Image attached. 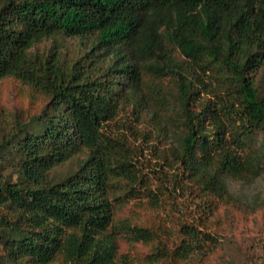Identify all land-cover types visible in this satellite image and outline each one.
Wrapping results in <instances>:
<instances>
[{"label": "trees", "instance_id": "obj_1", "mask_svg": "<svg viewBox=\"0 0 264 264\" xmlns=\"http://www.w3.org/2000/svg\"><path fill=\"white\" fill-rule=\"evenodd\" d=\"M71 38L79 44L67 43ZM45 40H52L47 53L31 52ZM171 45L182 63L171 59ZM262 67L264 0H0V80L43 92L54 108L36 119L42 131L5 143L20 175L10 182L0 174V246L9 261L48 264L61 256L66 264H117L116 232L135 242L154 239L149 228L114 220L117 190L162 201L141 170L138 145L110 126L127 104L138 111L155 99L169 112L162 91H144L143 72L179 81L175 110L185 133L171 151L173 191L193 194L195 185L223 196L226 177H255L264 143L245 149L264 130V89L253 78ZM83 151L74 175L49 179ZM180 233V243L157 248L149 264L188 260L213 240L194 224Z\"/></svg>", "mask_w": 264, "mask_h": 264}, {"label": "rangeland", "instance_id": "obj_2", "mask_svg": "<svg viewBox=\"0 0 264 264\" xmlns=\"http://www.w3.org/2000/svg\"><path fill=\"white\" fill-rule=\"evenodd\" d=\"M67 43L77 46L79 40L71 38ZM51 45L52 40H45L31 52L47 53ZM169 54L174 62L184 61L175 46H169ZM253 78L263 91L264 67L256 71ZM143 82L145 92L162 91L160 98L165 99L169 112L165 114L163 108L155 104V99L138 111L132 104H127L110 126L115 134L124 135L138 145L141 170L146 174L150 187L154 191L160 188L163 195L160 204L152 205L145 195L126 197L124 191L117 190L115 195L120 200L114 202L115 223L127 222L132 226L149 228L155 234L150 242H135L128 234L116 232L117 264H122L124 256L128 258V264H149L147 258L161 246L172 251L182 239L180 228L183 224L198 226L213 240L206 242L188 260L164 258L153 264H264V157L257 162L255 177H226V195L204 192L195 185L188 188L193 194L173 191L167 177L174 172L168 166H176L171 151L178 148L185 133L175 110L179 81L172 75L156 77L143 72ZM52 103L50 96L15 78L0 80V174L5 180L20 181L19 158L5 143L42 131L45 125L36 119L51 115L54 112ZM25 124H29L26 132L21 131ZM246 142L245 154L248 149H258L264 143L263 128L255 130ZM86 156L87 151L74 155L55 167L49 173V179L59 183L74 175ZM0 263L15 264L9 261L2 246ZM22 264L33 263L25 259ZM48 264L66 263L58 256Z\"/></svg>", "mask_w": 264, "mask_h": 264}]
</instances>
